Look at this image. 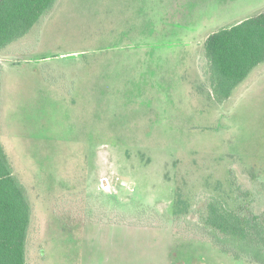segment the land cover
Segmentation results:
<instances>
[{
	"label": "rangeland",
	"instance_id": "374dc122",
	"mask_svg": "<svg viewBox=\"0 0 264 264\" xmlns=\"http://www.w3.org/2000/svg\"><path fill=\"white\" fill-rule=\"evenodd\" d=\"M263 12L58 0L0 53V142L33 210L27 264H257L223 253L198 215L222 195L264 212V64L225 103L204 71L208 37ZM183 182L192 207L176 219Z\"/></svg>",
	"mask_w": 264,
	"mask_h": 264
},
{
	"label": "trees",
	"instance_id": "16d2710c",
	"mask_svg": "<svg viewBox=\"0 0 264 264\" xmlns=\"http://www.w3.org/2000/svg\"><path fill=\"white\" fill-rule=\"evenodd\" d=\"M57 1L0 0V53L27 36ZM205 57L204 71L209 75L213 97L225 103L264 64V12L210 35ZM230 184L231 188L236 186L232 177ZM222 196L209 197L202 205L198 218L205 235L235 259L264 264V212L258 215L247 208L231 211ZM189 200L183 182L176 191V219L190 215ZM32 211L27 190L14 175L0 142V264H27Z\"/></svg>",
	"mask_w": 264,
	"mask_h": 264
}]
</instances>
